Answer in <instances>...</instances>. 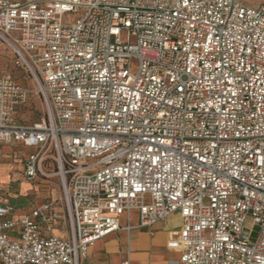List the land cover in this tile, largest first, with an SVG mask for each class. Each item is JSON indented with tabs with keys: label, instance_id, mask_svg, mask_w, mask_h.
Masks as SVG:
<instances>
[{
	"label": "built area",
	"instance_id": "1",
	"mask_svg": "<svg viewBox=\"0 0 264 264\" xmlns=\"http://www.w3.org/2000/svg\"><path fill=\"white\" fill-rule=\"evenodd\" d=\"M0 40L46 107L23 122L32 91L1 77L0 144L62 192L0 206V264H82L132 212L178 214L184 264H264V3L0 0Z\"/></svg>",
	"mask_w": 264,
	"mask_h": 264
},
{
	"label": "crops",
	"instance_id": "2",
	"mask_svg": "<svg viewBox=\"0 0 264 264\" xmlns=\"http://www.w3.org/2000/svg\"><path fill=\"white\" fill-rule=\"evenodd\" d=\"M31 152V148L19 143L0 144V206H13L15 218L23 217L45 201L59 198L58 189L50 187L51 179L57 176L34 181L24 176V164ZM181 227L178 214L150 226L140 225L137 212L123 214L119 228L96 241L82 264H184L181 250L168 246L172 233ZM54 234L64 236L65 232L56 228Z\"/></svg>",
	"mask_w": 264,
	"mask_h": 264
},
{
	"label": "rangeland",
	"instance_id": "3",
	"mask_svg": "<svg viewBox=\"0 0 264 264\" xmlns=\"http://www.w3.org/2000/svg\"><path fill=\"white\" fill-rule=\"evenodd\" d=\"M253 3H264V0H249ZM80 14H69L65 17L66 22H73L79 18ZM126 39V35L123 37ZM10 75L17 82L28 87L32 93L27 107L20 113V118L23 122L35 123L45 117L46 107L43 98L35 92L38 88L37 80L29 75L13 54L12 49L3 41L0 40V78ZM51 188L58 189L59 196H61V183L59 178L51 179Z\"/></svg>",
	"mask_w": 264,
	"mask_h": 264
}]
</instances>
